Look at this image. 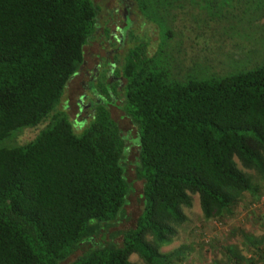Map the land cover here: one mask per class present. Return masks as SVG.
I'll return each mask as SVG.
<instances>
[{"label": "trees", "instance_id": "trees-1", "mask_svg": "<svg viewBox=\"0 0 264 264\" xmlns=\"http://www.w3.org/2000/svg\"><path fill=\"white\" fill-rule=\"evenodd\" d=\"M102 11L93 0H0V143L55 119L23 145L0 146V264H63L76 252L68 264H136L134 254L144 264H183L188 246L160 250L185 230L194 196L203 222L230 219L261 198L264 63L231 62L223 75L178 71L171 80L156 45L124 29L119 38L107 24L115 15L101 21ZM93 43L110 50L112 80L92 82L100 99L86 100L89 116L76 132L61 102ZM121 84L117 108L137 131L142 211L133 227L111 232L133 191L126 138L110 112L109 91L118 95ZM246 242L248 256L223 246V259L210 264H264V227Z\"/></svg>", "mask_w": 264, "mask_h": 264}, {"label": "rangeland", "instance_id": "rangeland-1", "mask_svg": "<svg viewBox=\"0 0 264 264\" xmlns=\"http://www.w3.org/2000/svg\"><path fill=\"white\" fill-rule=\"evenodd\" d=\"M93 1L102 7L103 11L99 15L101 21L109 13L114 14L113 21L118 30L124 29L123 32L131 33L135 40L149 41L156 45V63L167 70L166 74L171 80L175 79L173 75L178 71L186 77L200 72L201 67H204L207 69L206 73L223 75L232 70L231 62L235 66L241 63L249 68L264 63V0H146V7L141 12L136 1ZM127 10L130 13L127 14ZM125 16L129 19L123 22ZM145 17L154 19L157 31ZM108 24L113 31L114 25L110 22ZM118 30L113 34L120 38L122 36ZM125 39L124 36L123 43ZM152 51L154 52V48ZM100 54L106 55L97 43L85 48L86 64L79 75L68 83L61 102V106H69V117L76 123V132L81 131L82 126L78 123L86 120L89 113L85 108L78 114L75 100L83 92L82 83L87 80L86 71L95 67L96 55ZM227 54L231 57H227ZM103 73L104 71L101 75ZM92 97L90 94L89 98ZM115 101L116 105L111 107L110 112L126 138L128 150L125 173L133 191L129 193L124 208L126 217L111 232L125 231L133 227L142 211V181L136 180L134 165L138 154L137 131L122 108H117L120 102ZM54 121L49 115L36 127L18 129L3 140L0 146L9 148L23 145L33 140ZM184 212L189 223L184 231L180 230L170 245L161 248L162 253L172 252L184 245L191 248L192 252L183 264H210L214 259H223L221 247L234 245L244 256H248L250 245L246 242V237H257L263 232L264 189L259 201L251 202L247 209L239 211L230 219L201 221L197 196L193 198L191 209H185ZM119 241L120 238L116 237L115 242ZM79 255L80 252H76L63 264H68ZM130 260L136 264H144L135 254Z\"/></svg>", "mask_w": 264, "mask_h": 264}, {"label": "flooded vegetation", "instance_id": "flooded-vegetation-1", "mask_svg": "<svg viewBox=\"0 0 264 264\" xmlns=\"http://www.w3.org/2000/svg\"><path fill=\"white\" fill-rule=\"evenodd\" d=\"M124 18H123V20H124ZM112 19H114V18H110V23L112 25H114V29L112 31L114 33V31L118 30V26L113 23ZM107 24H108V18H107ZM104 52L106 53L105 56H101V54L100 55H96L97 63L95 65V67L91 71H86L85 75L87 77V80H84L83 83H82L83 84V92L79 93V97L75 100V108L77 109L78 114L81 113L85 108H89L90 104L86 100L89 98L90 94L92 96H94L95 98H97L96 101H99L100 98L98 96H96L97 90H91V86H92V82L97 84L98 78L100 77L101 72L104 71L103 74L105 76V81L106 82H108L109 80H112L111 70H108V64H107L109 62L108 54L110 55L111 52L108 51V50L104 51ZM103 63H104V65H102ZM85 64L86 63L83 62L82 66L80 67V70L78 71L77 74L74 75V77L79 75V73L84 68ZM121 87H122V84L119 85L118 88H117L118 95L114 96V93L112 91H109V93L111 92L110 94H112V96H113L112 97L113 98L112 103H115L114 99L117 100L119 98V93L121 91ZM85 101H86V103H84ZM68 108L69 107H67V109Z\"/></svg>", "mask_w": 264, "mask_h": 264}]
</instances>
